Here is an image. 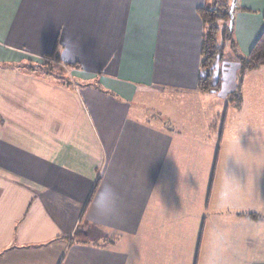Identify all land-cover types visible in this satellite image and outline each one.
Returning a JSON list of instances; mask_svg holds the SVG:
<instances>
[{
  "label": "crops",
  "instance_id": "obj_1",
  "mask_svg": "<svg viewBox=\"0 0 264 264\" xmlns=\"http://www.w3.org/2000/svg\"><path fill=\"white\" fill-rule=\"evenodd\" d=\"M207 2L0 0V264H264V162L210 201L191 186L215 118L264 120V67L238 92L231 48L198 88ZM263 31L264 0H238V52Z\"/></svg>",
  "mask_w": 264,
  "mask_h": 264
},
{
  "label": "rangeland",
  "instance_id": "obj_2",
  "mask_svg": "<svg viewBox=\"0 0 264 264\" xmlns=\"http://www.w3.org/2000/svg\"><path fill=\"white\" fill-rule=\"evenodd\" d=\"M230 48L228 46L226 51H230ZM217 61L214 62L213 69L214 65H217ZM34 62L44 67L43 69L46 72H53L57 76L67 74L62 66L51 59H40ZM206 95H210L211 98L202 104V109L210 117V114L214 115L222 108L221 100L225 102L226 99L223 100L219 97L221 96L219 91ZM229 100L227 99L225 104ZM225 112L223 111L219 119L215 118V123L216 120L219 122L218 130L214 129L210 134L202 135V147L193 151L191 155L192 190L199 193L204 181V191L206 192L204 198L208 201L213 195L215 197L216 195L228 193L229 182L240 183L253 177L255 175L253 166L258 165V162H264V120H256L248 133L242 131L236 134L235 132L227 134L222 129L223 119L227 118ZM148 114H150V111ZM242 125L239 124L238 128H241ZM194 195L195 193H193ZM209 211L210 209H208V214Z\"/></svg>",
  "mask_w": 264,
  "mask_h": 264
},
{
  "label": "trees",
  "instance_id": "obj_3",
  "mask_svg": "<svg viewBox=\"0 0 264 264\" xmlns=\"http://www.w3.org/2000/svg\"><path fill=\"white\" fill-rule=\"evenodd\" d=\"M231 1L208 0L207 4L199 9L205 27L201 44V76L198 79V88L201 91H213L220 88V82L213 81V64L217 60L224 59L228 46L236 52L240 63L238 92L248 72L264 67V31L247 56L238 52L234 33L229 28ZM238 92L235 94L236 100L240 99ZM76 236L85 237V234L78 232Z\"/></svg>",
  "mask_w": 264,
  "mask_h": 264
},
{
  "label": "water",
  "instance_id": "obj_4",
  "mask_svg": "<svg viewBox=\"0 0 264 264\" xmlns=\"http://www.w3.org/2000/svg\"><path fill=\"white\" fill-rule=\"evenodd\" d=\"M237 8H238V0H232L231 1V6H230V11H229V16H230L229 28H230L231 31H233L235 10Z\"/></svg>",
  "mask_w": 264,
  "mask_h": 264
},
{
  "label": "clouds",
  "instance_id": "obj_5",
  "mask_svg": "<svg viewBox=\"0 0 264 264\" xmlns=\"http://www.w3.org/2000/svg\"><path fill=\"white\" fill-rule=\"evenodd\" d=\"M98 211L99 212H105V211H110V212H113L115 213L116 211V208H115V205H113L110 209H103V208H98Z\"/></svg>",
  "mask_w": 264,
  "mask_h": 264
}]
</instances>
